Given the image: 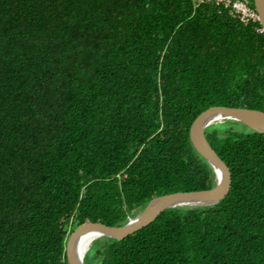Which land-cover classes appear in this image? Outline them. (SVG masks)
<instances>
[{"label":"trees","instance_id":"obj_1","mask_svg":"<svg viewBox=\"0 0 264 264\" xmlns=\"http://www.w3.org/2000/svg\"><path fill=\"white\" fill-rule=\"evenodd\" d=\"M215 105L264 111L258 19L211 0H0V264H68L78 224L212 187L188 130ZM204 134L227 193L98 237L84 264H264V132Z\"/></svg>","mask_w":264,"mask_h":264},{"label":"water","instance_id":"obj_2","mask_svg":"<svg viewBox=\"0 0 264 264\" xmlns=\"http://www.w3.org/2000/svg\"><path fill=\"white\" fill-rule=\"evenodd\" d=\"M252 3L257 19L261 24V29L264 31V0H252ZM214 115L223 117L218 122L230 119L241 122L253 130L264 132V111L259 109L215 105L200 111L191 121L188 135L194 149L212 168L215 177L214 185L208 189L175 191L156 195L150 198L139 212L129 217L121 225L109 226L90 221L78 224L67 236L65 242V256L68 264H84L83 260L80 261L75 257L72 249L74 239L84 229H94L99 237L121 239L148 224L165 208L182 205H209L215 203L227 193L230 185L228 168L209 144L204 134V129L212 124L211 117Z\"/></svg>","mask_w":264,"mask_h":264},{"label":"bare ground","instance_id":"obj_3","mask_svg":"<svg viewBox=\"0 0 264 264\" xmlns=\"http://www.w3.org/2000/svg\"><path fill=\"white\" fill-rule=\"evenodd\" d=\"M221 119H223L222 116L214 115L211 117V123L218 122ZM97 235V231L91 228L84 229L78 233L72 245L74 255L78 260H83L85 252L90 244L93 243L92 241L99 237Z\"/></svg>","mask_w":264,"mask_h":264},{"label":"built area","instance_id":"obj_4","mask_svg":"<svg viewBox=\"0 0 264 264\" xmlns=\"http://www.w3.org/2000/svg\"><path fill=\"white\" fill-rule=\"evenodd\" d=\"M215 3H222L229 6L241 20L247 21L249 19H257V14L254 10L249 8L243 1L240 0H211Z\"/></svg>","mask_w":264,"mask_h":264},{"label":"rangeland","instance_id":"obj_5","mask_svg":"<svg viewBox=\"0 0 264 264\" xmlns=\"http://www.w3.org/2000/svg\"><path fill=\"white\" fill-rule=\"evenodd\" d=\"M225 120H226V119H224V120L221 121V122H224ZM215 123H216V122H215ZM212 124H213V123H212ZM236 124H237V125H240V124H238V123L235 122L234 125H236ZM240 127H241V126H240ZM85 264H86V261H85Z\"/></svg>","mask_w":264,"mask_h":264}]
</instances>
